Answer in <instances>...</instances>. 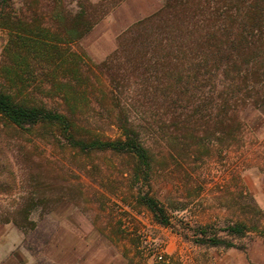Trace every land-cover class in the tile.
I'll return each mask as SVG.
<instances>
[{
    "label": "trees",
    "instance_id": "16d2710c",
    "mask_svg": "<svg viewBox=\"0 0 264 264\" xmlns=\"http://www.w3.org/2000/svg\"><path fill=\"white\" fill-rule=\"evenodd\" d=\"M101 7L92 0H0V28L8 33L0 58V120L61 137L85 156L127 158L130 182L139 189L135 201L171 226L168 208L151 192L157 156L145 132L182 165L181 159L188 163L195 153L240 138L241 111L264 105V0H164L127 29V51L122 38L96 70L77 45L102 19ZM106 99L109 106L101 102ZM105 124L117 130L114 137L100 133ZM240 195L248 200L221 229L236 237L264 233V212ZM39 207L57 205L31 200L15 213L30 224ZM12 222L26 227L15 217ZM213 225H201L196 241L236 245L210 234Z\"/></svg>",
    "mask_w": 264,
    "mask_h": 264
},
{
    "label": "rangeland",
    "instance_id": "374dc122",
    "mask_svg": "<svg viewBox=\"0 0 264 264\" xmlns=\"http://www.w3.org/2000/svg\"><path fill=\"white\" fill-rule=\"evenodd\" d=\"M92 1H100L105 13L77 48L94 69L113 56L122 38L127 51V29L158 11L164 2ZM7 37V31L0 28V58ZM99 77L105 88L107 80ZM101 102L109 106L107 99ZM95 104L100 108V103ZM241 119L239 139L220 150L215 145L209 152L195 153L188 163L181 159L183 165L174 163L166 145L155 143L145 132L157 156L151 192L168 208L171 226L157 223L135 201L139 189L130 182L127 158L111 153L85 156L61 137L48 139L37 128L21 129L0 120V234L8 225L16 227L22 233L18 248L29 253L32 264L44 260L56 264H264L260 229L243 237L221 229L238 217L239 204L248 200L242 193L264 212V105L244 108ZM100 133L114 137L117 130L105 124ZM31 200L39 206L57 207L45 212L39 207L26 224L15 209ZM13 217L26 227L12 222ZM203 224H214L210 234L236 245L197 242L195 231ZM13 253L22 261L18 249Z\"/></svg>",
    "mask_w": 264,
    "mask_h": 264
},
{
    "label": "crops",
    "instance_id": "0c3cea01",
    "mask_svg": "<svg viewBox=\"0 0 264 264\" xmlns=\"http://www.w3.org/2000/svg\"><path fill=\"white\" fill-rule=\"evenodd\" d=\"M22 241V233L12 225L5 227V230L0 234V264L2 261L9 262L11 264H32L29 253L24 249H19L18 246ZM20 252L22 261L20 258L14 255V251ZM3 264V263H2Z\"/></svg>",
    "mask_w": 264,
    "mask_h": 264
}]
</instances>
